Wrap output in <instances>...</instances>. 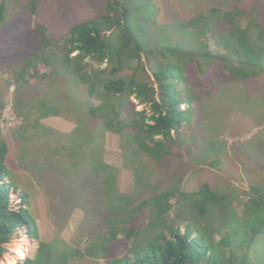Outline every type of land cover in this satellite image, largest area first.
Segmentation results:
<instances>
[{
  "label": "trees",
  "instance_id": "trees-1",
  "mask_svg": "<svg viewBox=\"0 0 264 264\" xmlns=\"http://www.w3.org/2000/svg\"><path fill=\"white\" fill-rule=\"evenodd\" d=\"M10 3L0 0V70L11 69L9 56L23 67L12 74L18 79L16 102L20 104L22 85H44L53 69L58 79L66 73L72 89H62L58 99L52 95L32 100L29 104L35 110L23 108L37 130L44 117L61 114L64 94L68 104L78 102L75 111L85 116L77 120L75 135L83 140V158L93 160L89 190L78 183L71 198L87 203L91 223L85 232L80 228L65 250L51 251L40 243L35 258L18 264H84L86 257L88 264L94 259H105L106 264H249V252L257 253L264 245V186H251L252 194L237 205L227 203L232 194L218 193L207 183L196 192L150 191L146 174L137 172L155 171V163L166 162L170 144L177 143L180 133L202 126V121L215 125L221 111L207 107L220 89L238 90L233 87L264 77V24L258 6L252 12L212 8L174 22L163 19L157 0H104L97 16L73 24L66 35L55 38L40 24L37 33L21 35L9 22ZM36 5L33 0L32 15ZM17 108L21 114L22 108ZM94 121L98 124L92 131L101 124L120 134L127 154L133 153V161L125 159L126 169H138L136 176L143 179H133L129 197L117 190L116 167L103 161L101 137L90 130ZM8 158L0 131V260L8 256L10 244L24 227L30 238L38 239L26 204L21 210L12 208L9 183L14 179ZM176 173L182 178L180 169ZM44 177L40 174L33 185L53 191V182L41 185ZM17 187L19 197L28 202L22 185ZM103 214L107 216L101 218Z\"/></svg>",
  "mask_w": 264,
  "mask_h": 264
},
{
  "label": "rangeland",
  "instance_id": "rangeland-1",
  "mask_svg": "<svg viewBox=\"0 0 264 264\" xmlns=\"http://www.w3.org/2000/svg\"><path fill=\"white\" fill-rule=\"evenodd\" d=\"M32 1L10 0L9 22L12 27L17 26L21 35H30L31 32L37 33L36 24H40L46 28L49 36L59 38L66 35L73 24L97 16L100 9L98 6H101L104 0H36L35 15L30 11ZM157 2L163 8V19L174 22L186 20L192 15L212 8L227 10L240 7L252 12L258 6L259 16L262 17L260 22L264 24V0H157ZM9 57L11 69L0 70V83L2 82L4 88L0 95V131L7 142L9 157L7 164L14 179V183L13 181L9 183L12 187L11 205L12 208L21 210L23 204H26L25 208L36 223L38 239L30 238L27 234L28 226L24 227L10 244V253L0 260V264H10L13 261L14 264H18L35 258L40 243L49 245L51 251L65 250L73 235L80 228L81 232H85L86 226L91 223V213L86 209L87 203L79 198L71 199L74 189L78 188L79 184H83L84 190L88 191L91 183L89 174L93 168V160L88 156H85L86 160L83 158V140L79 133L75 135L77 133L74 129L79 123L77 120L85 116V113L81 115L76 113L78 102L73 100L72 104H68L64 94L65 102L62 101L63 104L59 105L62 107L61 114L44 117L40 129L35 130L23 108L27 106V110L30 106L33 109L29 103L36 98L48 99L53 95L58 99L59 95H56L62 89L66 87L72 89L73 86H70L66 73L58 79L53 69L52 78L44 85H39L40 83L22 85L23 91H19L18 104L16 102L18 79L12 74L23 67H18V61L16 62L14 56ZM56 67L60 65L56 64ZM233 88L238 90L226 87L220 89L210 100V107L206 106L213 112L221 111L218 115L219 120H214L215 125L209 123L204 125L202 121V126L180 133L177 136V143L170 144L171 154L166 156L169 164H166L167 161L155 163L156 167L158 166L155 171L150 168L137 172L139 176L146 174L148 182L151 183V188L147 190L179 188L182 191L196 192L207 183L218 193L232 194L227 203L232 201L238 205L252 194L251 186H264V77L242 82L239 87ZM96 101L92 99V102ZM134 102L137 103L136 100ZM17 107L22 108L21 114ZM138 109L142 110L143 106ZM198 112L200 113L199 110ZM212 120L213 117L209 122ZM74 121H77V124ZM97 124L94 121L90 130L92 131ZM99 125L92 132H95L99 139L101 137L100 143H103V147L100 153L102 152L103 161L116 169L119 164L126 168V157L133 161L132 151L127 154V143L122 142L120 134ZM84 128L87 129L86 126ZM19 134L22 137L18 136ZM121 149L124 151L122 156ZM75 150L80 152L78 156ZM45 165L48 167H43ZM61 169L67 171V175H63ZM178 169L182 178L176 177ZM137 170L129 172L123 168L124 172L118 177L117 169V189L123 191L119 194L129 197L133 190V179H143L136 176ZM42 173L45 177L40 180L41 185L45 180H49L48 184L53 182V191L48 192L33 185L34 180ZM15 184L22 185L25 190L22 193L28 195V202L19 197L20 191L18 187L15 188ZM62 184L64 188H61ZM141 188L146 189L142 185ZM88 199H91V194H88ZM237 210L238 213L241 212L242 206L240 205ZM95 211L100 214V209ZM106 216L103 214L101 218ZM222 232L227 233L226 230ZM15 249L20 253H13L12 250ZM263 251L264 245L257 253L249 252V264H264ZM84 264H88L87 257ZM90 264H106V261L94 259Z\"/></svg>",
  "mask_w": 264,
  "mask_h": 264
},
{
  "label": "crops",
  "instance_id": "crops-1",
  "mask_svg": "<svg viewBox=\"0 0 264 264\" xmlns=\"http://www.w3.org/2000/svg\"><path fill=\"white\" fill-rule=\"evenodd\" d=\"M120 156H122L121 153H120ZM121 158H122V157H120V160H121ZM122 166H123V165H122ZM123 168H124L125 170H127L124 166L121 167L120 164L117 166V169H118V171H119V172H118V177H119V174H120V176H121V174L124 172V171H123ZM48 181H49V180H48ZM117 190H118L119 192H121L119 189H117ZM122 192H123V191H122ZM122 192H121V193H122Z\"/></svg>",
  "mask_w": 264,
  "mask_h": 264
},
{
  "label": "clouds",
  "instance_id": "clouds-1",
  "mask_svg": "<svg viewBox=\"0 0 264 264\" xmlns=\"http://www.w3.org/2000/svg\"><path fill=\"white\" fill-rule=\"evenodd\" d=\"M77 53H73V55H76ZM139 110V109H138ZM21 259H23V253H21ZM10 264H14V261L13 262H10Z\"/></svg>",
  "mask_w": 264,
  "mask_h": 264
},
{
  "label": "bare ground",
  "instance_id": "bare-ground-1",
  "mask_svg": "<svg viewBox=\"0 0 264 264\" xmlns=\"http://www.w3.org/2000/svg\"><path fill=\"white\" fill-rule=\"evenodd\" d=\"M12 251H13V253H20V251H16V249L12 250Z\"/></svg>",
  "mask_w": 264,
  "mask_h": 264
}]
</instances>
